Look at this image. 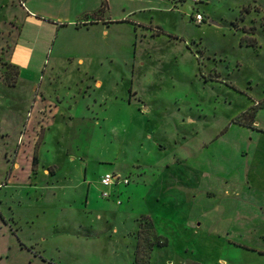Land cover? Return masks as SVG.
Returning a JSON list of instances; mask_svg holds the SVG:
<instances>
[{"label":"rangeland","instance_id":"374dc122","mask_svg":"<svg viewBox=\"0 0 264 264\" xmlns=\"http://www.w3.org/2000/svg\"><path fill=\"white\" fill-rule=\"evenodd\" d=\"M23 2L0 0V264H134L141 215L169 240L149 264H264V132L235 121L264 104V0H30L59 31ZM105 172L130 183L102 197Z\"/></svg>","mask_w":264,"mask_h":264},{"label":"trees","instance_id":"16d2710c","mask_svg":"<svg viewBox=\"0 0 264 264\" xmlns=\"http://www.w3.org/2000/svg\"><path fill=\"white\" fill-rule=\"evenodd\" d=\"M100 11V10H99ZM87 17V16H86ZM99 18L95 19V21H98ZM85 21H89L88 18L85 19ZM62 24V23H60ZM78 26V25H77ZM253 31V29H252ZM251 45H255L256 44V40L255 39H252L251 41H249ZM240 44H244V40L241 39L240 40ZM6 65V69H14L13 65H11L10 63H5ZM16 73L18 72L16 69H15ZM8 71H6V81L8 82L9 85H12V83L10 81H8ZM258 108H264V104L262 105H257L254 107V108H250L246 111H244L242 113V117H245V120H238L236 119V123L244 126V127H248V128H251L253 130H259L261 132H264V129L261 128V127H258L256 124H255V117H256V114H257V111H258ZM39 145H40V141H38V143H36V146H35V151H34V155H33V162H32V169H36V165L38 164V148H39ZM9 174V173H8ZM141 218L145 219V220H141L140 222V228L138 230V237H137V243H136V247H135V250H134V264H149L150 262V251L153 250V247L154 246H160V247H164V246H167L168 245V238L163 235V234H160V233H157L156 230H155V227L153 225V222H152V219L149 215H141ZM148 227V228H151V233H152V239L149 241L147 240L146 237L143 236V230L145 227ZM144 241H145V245L146 247L144 246ZM23 246L24 243L23 242H20ZM239 245V244H238ZM146 249L148 251H146Z\"/></svg>","mask_w":264,"mask_h":264},{"label":"built area","instance_id":"2783aa9c","mask_svg":"<svg viewBox=\"0 0 264 264\" xmlns=\"http://www.w3.org/2000/svg\"><path fill=\"white\" fill-rule=\"evenodd\" d=\"M190 1L193 4H197L202 0H190ZM191 18L194 19L196 22H201L204 20V16L200 12L195 13V15L191 16ZM121 183L128 184L130 183V179L128 177H122L119 173L105 172L100 178V185L104 187V189L101 190L102 197L105 198L110 197L111 196L110 188H112L116 184H121Z\"/></svg>","mask_w":264,"mask_h":264},{"label":"crops","instance_id":"0c3cea01","mask_svg":"<svg viewBox=\"0 0 264 264\" xmlns=\"http://www.w3.org/2000/svg\"><path fill=\"white\" fill-rule=\"evenodd\" d=\"M24 4H25V7L24 8L21 7V9L24 10V13H25L26 18L29 17V18L39 19L41 21V25H44L45 24V22H42V21H46L48 23L47 25L51 26L56 31H59V29H60L61 26H58V23H55L54 20H56V19H53L51 17H47V16H44V15H41L38 10H36L34 8H31L30 0H25ZM0 7H3V4H1ZM85 16L86 15H84L83 17H85ZM79 19H82V18H79ZM82 20L85 21V18L82 19ZM68 21L72 25H76V26L78 25L77 21H75V20H68ZM98 21H95V23H96L95 25L99 24ZM86 23H88V21ZM256 116H257V114H256ZM255 124L257 125V123H256V117H255ZM232 243H234L236 246H245V244H241V243H238V242H234L233 240H232ZM252 249L255 250L254 248H252ZM259 253L260 254H264V251L259 250ZM168 264H173V262L169 261Z\"/></svg>","mask_w":264,"mask_h":264}]
</instances>
